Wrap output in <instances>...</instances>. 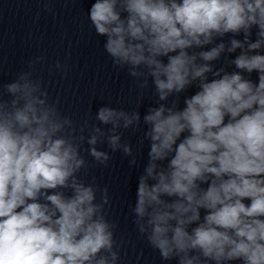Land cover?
<instances>
[{
    "label": "clouds",
    "instance_id": "1",
    "mask_svg": "<svg viewBox=\"0 0 264 264\" xmlns=\"http://www.w3.org/2000/svg\"><path fill=\"white\" fill-rule=\"evenodd\" d=\"M88 15L113 67L141 98L154 88L157 106L99 107L107 133L77 126L34 76L44 57L2 86L0 264H117L108 189L81 178V150L107 167L106 137L135 166L117 130L141 120L149 150L132 213L148 244L178 264H264V0H94Z\"/></svg>",
    "mask_w": 264,
    "mask_h": 264
}]
</instances>
